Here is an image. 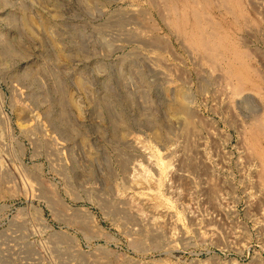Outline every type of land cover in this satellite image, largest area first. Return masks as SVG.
Here are the masks:
<instances>
[{"label": "rangeland", "instance_id": "1", "mask_svg": "<svg viewBox=\"0 0 264 264\" xmlns=\"http://www.w3.org/2000/svg\"><path fill=\"white\" fill-rule=\"evenodd\" d=\"M178 1L259 89L233 97L161 1L0 0V264H264V0Z\"/></svg>", "mask_w": 264, "mask_h": 264}, {"label": "bare ground", "instance_id": "2", "mask_svg": "<svg viewBox=\"0 0 264 264\" xmlns=\"http://www.w3.org/2000/svg\"><path fill=\"white\" fill-rule=\"evenodd\" d=\"M159 2L161 1L162 2V4L165 6V10H167L165 13H167V12H169L170 11V15H171V18H169V19H172V15H173V13H176V11L178 10L177 8V4H176V2L178 1V0H158ZM182 2H185V1H188V0H181ZM197 0H195V2H196ZM201 1H203V0H201ZM209 1H211V0H209ZM220 1V0H219ZM84 2V1H83ZM88 2V1H87ZM160 2V3H161ZM190 2V1H189ZM188 2V4H189V6L191 5V3H189ZM200 2V1H199ZM198 2V4L199 5H197V4H193L192 3V5H197L198 7V9H193L192 10V8H190L189 7V9L188 8H186L187 10H191L189 13V15L191 16H189L190 17V19H191V24H190V26H189V28L187 27V22H186V20H187V18H186V20H184V18H185V16H183L184 15V12H182L183 10H186L185 8H182L183 10H181L179 13L180 14H182V17H183V19H182V17H181V19L182 20H180V21H178L179 19H178V13L176 14L177 16H174L175 18H177V19H175V18H173L172 19V21L171 20H169V21H171V22H173L172 23V25H171V22H168V23H170L169 25L171 26V27H173L172 29H174L173 30V32H176L178 35H180V37H182L186 42H187V44L189 45V48L191 49L192 48V51H196V49L199 51H201V55L203 56L202 58H204V60H205V62L207 63V62H209L208 64H206V65H210V68H215L217 65H219V64H221V65H223V70L222 71H224V72H222L221 70H220V68H218V66H217V68L218 69H216V70H220L222 73H224V75H222L223 77H226L227 78V80H228V78H229V82L228 83H230V81L233 79H235L233 82L236 84V86H231V85H233V84H231L230 86L231 87H233L232 88V91H231V89H230V91L231 92H234V95H232L233 97L235 96V95H237V93L239 94V93H241L240 91V89H244V87H242L243 85H244V83H245V81L249 84V82H250V84L249 85H251V83H253V82H251L252 81V79L251 78H255L256 77V75L258 74V73H255V72H253V70L255 69L254 67L253 68H250V66H249V62L248 61H250V60H248V59H250V53L248 54V51L246 52V50L247 49H245L244 50V48H242V49H239L240 47H242V45L241 46H238L239 48H237L235 45H238L240 42H238V39L239 38H237V43L238 44H236V43H233V39H232V42L231 43H227L226 41V43L223 41V38H224V34H220V32H221V30L223 29V25H220L219 23H218V25H220L221 27H222V29H219L218 28V30L220 31H218L217 30V28H216V23H211V21H210V19H209V17L207 16V14H206V16L208 17V19L207 18H205V17H203L204 15H203V8H202V2H200L199 3ZM206 2H208V1H206ZM212 2V1H211ZM240 0H221V3H222V6H223V10L225 11V10H227V11H229L228 13H231L233 10H234V8H232L231 6H235L236 8H237V6H239L240 5ZM242 2H243V0H242ZM241 2V3H242ZM158 2H156V4H157ZM177 3H179V1L177 2ZM197 3V2H196ZM220 3V4H221ZM244 3V2H243ZM155 4V3H154ZM153 4V5H154ZM155 4V5H156ZM161 4V5H162ZM180 4V3H179ZM183 4H185V3H183ZM203 4H205V1H204V3ZM206 4H208V6H210L209 5V3H206ZM206 4L204 5V6H206ZM211 4V3H210ZM213 4V3H212ZM155 5H154V7H155ZM161 5H159V6H161ZM181 5V4H180ZM241 5H243V4H241ZM156 6H158V5H156ZM182 6V5H181ZM181 6H179V7H181ZM203 6V7H204ZM208 6H206L207 7V10H208ZM222 6L221 5H219V7L220 8H222ZM183 7V6H182ZM185 7H187V5L185 6ZM193 7V6H192ZM205 7V8H206ZM211 7V6H210ZM231 7V8H230ZM241 7V6H240ZM240 7L238 8L239 9V14H240V10L242 11V9H240ZM243 7H244V5H243ZM202 8V9H201ZM242 8V7H241ZM180 9V8H179ZM201 9V10H200ZM211 8H209V10H210ZM230 9L232 10L231 12H230ZM244 9V8H243ZM204 10H206V9H204ZM173 11V12H172ZM211 11V10H210ZM224 11H222V12H224ZM237 11V10H236ZM171 12H172V14H171ZM185 12H187V11H185ZM205 12V11H204ZM208 13H209V11H207ZM226 12V11H225ZM225 12H224V15H225ZM227 13V12H226ZM242 13V12H241ZM243 13H244V11H243ZM188 14V13H187ZM232 14V13H231ZM237 14H238V12H237ZM168 15V14H167ZM166 15V16H167ZM185 15H186V13H185ZM228 15H230V14H228ZM234 15H235V13H234ZM233 15V16H234ZM163 16V15H162ZM209 16H210V13H209ZM226 16V15H225ZM242 16H244V15H242ZM165 17V16H164ZM211 17V16H210ZM236 17V16H235ZM245 17V16H244ZM118 18H119V16H118ZM123 18V17H122ZM167 18V17H166ZM179 18H180V15H179ZM221 18V17H220ZM224 18V17H223ZM211 19H213L212 17H211ZM116 20H118V19H116ZM167 20V21H168ZM175 20V21H174ZM214 20V19H213ZM231 20H232V18H231ZM235 20V19H234ZM234 20H232V21H234ZM237 20H239V19H237ZM245 20V19H244ZM123 20L121 19V21L120 22H122ZM221 21V20H220ZM232 21H230V22H232ZM239 21H241V20H239ZM248 21V20H247ZM119 22V21H118ZM189 22V21H188ZM238 22V21H237ZM237 22L235 23L236 24V26H237ZM223 23V22H222ZM255 23V22H254ZM244 24V23H243ZM250 24V23H249ZM256 24V23H255ZM168 25V26H169ZM217 25V26H218ZM227 25V24H226ZM229 25V24H228ZM231 25V24H230ZM239 25V24H238ZM240 26V25H239ZM238 26V27H239ZM229 28V27H228ZM225 29V28H224ZM223 31H225V30H223ZM52 32V31H51ZM227 32H228V30H227ZM226 33V32H225ZM229 34V33H228ZM53 35V34H52ZM177 35V36H178ZM224 35V36H223ZM154 36V35H153ZM159 36V35H158ZM158 36H155V38H152L153 40H154V42H159L158 41ZM230 36V35H229ZM231 36H233V33H232V35ZM231 36H230V38H231ZM160 37V36H159ZM227 37V36H226ZM233 38V37H232ZM234 39H236V38H234ZM225 40V39H224ZM227 40H229V37H227ZM150 41H152V40H150ZM164 42V41H163ZM229 42V41H228ZM153 43V42H152ZM235 44V45H234ZM246 44V43H245ZM187 45V46H188ZM82 48V47H81ZM194 51V52H195ZM195 53H197V52H195ZM199 55V54H198ZM201 55H200V57H201ZM203 60V59H202ZM201 60V61H202ZM204 65V64H203ZM252 65V64H251ZM220 66V65H219ZM253 66V65H252ZM221 67V66H220ZM209 68V67H208ZM215 70V69H214ZM256 72H258L257 71V69H256ZM252 73H255V77H253L254 76V74H253V76H252ZM259 76H261L260 75V73L258 74ZM225 78V79H226ZM224 79V78H223ZM257 78H255L254 80H256ZM259 79H261V78H259ZM258 80V79H257ZM262 80V79H261ZM260 80V81H261ZM255 82V81H254ZM257 82V81H256ZM253 83V84H255V85H257V83ZM248 84H245L246 86L248 85ZM252 84V85H253ZM249 85H248V87H249ZM251 85V86H252ZM253 87V86H252ZM257 88H258V85L256 86ZM255 86L253 87V89H257ZM261 88V87H260ZM246 89V88H245ZM249 89H250V87H249ZM259 89V88H258ZM251 90H252V88H251ZM178 91V90H177ZM244 91V90H243ZM242 91V92H243ZM246 91V90H245ZM244 91V92H245ZM249 91V90H248ZM257 91L258 90H255V91H253L252 90V92H256L257 93ZM247 92V91H246ZM249 92H251V91H249ZM251 92V93H252ZM231 94H233V93H231ZM107 95V94H106ZM175 95V94H174ZM177 98V106L175 107L176 109H178V111L177 110H175V111H173V112H176V113H178L179 112V110L180 111H186V109L188 108H186V105H185V101H184V97H183V94L181 93V92H177V95H175ZM172 105V104H171ZM176 105V104H175ZM107 106V105H106ZM174 108V107H173ZM172 108V110H174ZM180 113V112H179ZM183 113V112H182ZM185 113V112H184ZM187 113V112H186ZM186 116H188V114L186 115ZM259 118H256V120H253L255 123H254V127H253V129H251V130H254V128H255V133H256V135H258L259 137L260 136H262L263 135V138H264V115H262L261 117L260 116H258ZM188 118V117H187ZM255 119V118H254ZM188 120V119H187ZM124 121V120H123ZM125 123V122H124ZM186 123H189V122H186ZM190 124V123H189ZM191 125V124H190ZM190 125H188V126H190ZM253 125V124H252ZM251 125V126H252ZM250 126V127H251ZM250 127H249V130L247 129L246 131H250ZM252 128V127H251ZM251 133V132H250ZM252 134V133H251ZM246 135H248L247 133H246ZM250 135V134H249ZM252 135H254V134H252ZM245 138H247V137H245ZM256 138H257V136H256ZM261 139H262V137H260ZM259 138V139H260ZM250 139V138H249ZM252 139V138H251ZM250 139V140H251ZM258 139V138H257ZM260 139V140H261ZM244 141H248V140H244ZM257 141V140H256ZM259 141V140H258ZM257 141V142H258ZM263 141V139L261 140V142ZM252 143H254L255 144V141L253 140V142ZM251 143V144H252ZM264 143V142H263ZM250 144V145H251ZM254 144H253V147L254 148H257L256 146H257V144H256V146H254ZM248 146H249V144H248ZM249 148H251V147H249ZM258 148H259V146H258ZM258 148L256 149V150H258ZM262 147H260V149H261ZM259 149V150H260ZM263 150V149H262ZM248 151H251V150H249L248 149ZM252 151H253V153H254V149H252ZM255 152H257V154H260V151L258 152V151H255ZM156 153V152H155ZM264 153V152H263ZM251 155H257V154H252V153H250ZM250 155V156H251ZM123 156V155H122ZM154 156L156 157V159H155V163H156V165H157V167H158V171H159V173H160V177H163V175L165 174V171H166V169H167V163H165L164 161H162L161 159H160V157L157 155V154H154ZM258 156H264V155H258ZM260 158V160L262 159L261 157H256V159H259ZM124 159L125 158H123L122 159V157H121V159H120V163H121V165H125V161H124ZM264 159V158H263ZM258 161V160H257ZM261 161H263V160H261ZM261 161H259V162H261ZM261 164H263V166L261 165ZM260 167L262 166L263 168H262V171H261V174H262V176L260 177L261 179H262V177H264V162H261L260 164ZM126 166V165H125ZM260 171V170H259ZM264 181V180H263ZM47 189V188H46ZM44 192V191H43ZM54 200V199H53ZM54 202V201H53ZM113 204V203H112ZM106 205V204H105ZM111 205V204H110ZM106 207V206H105ZM62 208V207H61ZM114 208V207H113ZM118 208V207H117ZM111 209V208H110ZM75 211V210H74ZM116 211H119V210H116ZM77 212V211H76ZM76 212H75V214L73 213L72 215L73 216H75L76 218H75V220H77L76 222H78V221H81L82 219L80 218L81 216H79V214L78 215H76ZM109 213H110V211H109ZM86 214V213H85ZM71 215V214H70ZM87 215V214H86ZM66 216V215H65ZM69 216V215H68ZM72 216V217H73ZM79 216V217H78ZM71 217V218H72ZM84 217H86L85 215H84ZM84 217H83V219H84ZM63 218V217H62ZM70 217L69 218H67V219H71ZM81 219V220H78V219ZM87 218V217H86ZM89 218V217H88ZM67 219L65 220V221H67ZM90 220L89 221H91V218H89ZM86 220V219H85ZM85 220H83V223H84V221ZM69 221V220H68ZM68 221H67V224H68ZM71 221V225H73L72 223L74 222V218H73V220L71 219L70 220ZM76 222H74V223H76ZM86 222V221H85ZM87 223H88V220H87ZM90 224V223H89ZM69 225V224H68ZM76 224H74L73 225V227L75 226ZM78 225V224H77ZM76 225V226H77ZM84 228L85 226H84V224L82 225V221L80 222V227H79V225H78V227L80 228V229H82L83 230V228ZM90 226V225H89ZM90 227H92V224H91V226ZM85 228H88V227H85ZM93 228V227H92ZM89 230H90V228H89ZM90 232V231H89ZM92 233V232H91ZM90 235V234H89ZM58 236V235H57ZM54 238V237H53ZM59 238V237H58ZM60 238H62V237H60ZM56 239V238H55ZM66 250V249H65ZM65 252V251H64ZM98 261V260H97ZM121 262V261H120ZM120 264V263H119ZM129 264V263H128Z\"/></svg>", "mask_w": 264, "mask_h": 264}]
</instances>
